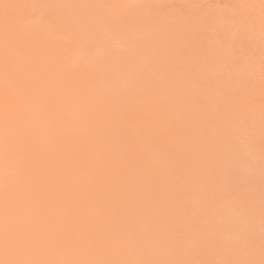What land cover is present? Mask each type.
Returning <instances> with one entry per match:
<instances>
[{
    "label": "rangeland",
    "instance_id": "374dc122",
    "mask_svg": "<svg viewBox=\"0 0 264 264\" xmlns=\"http://www.w3.org/2000/svg\"><path fill=\"white\" fill-rule=\"evenodd\" d=\"M0 264H264V0H0Z\"/></svg>",
    "mask_w": 264,
    "mask_h": 264
}]
</instances>
